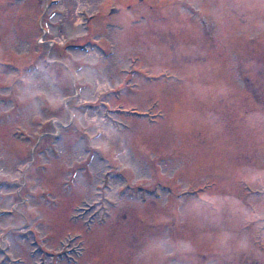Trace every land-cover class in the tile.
I'll return each mask as SVG.
<instances>
[{"label":"rangeland","instance_id":"rangeland-1","mask_svg":"<svg viewBox=\"0 0 264 264\" xmlns=\"http://www.w3.org/2000/svg\"><path fill=\"white\" fill-rule=\"evenodd\" d=\"M0 264H264V0H0Z\"/></svg>","mask_w":264,"mask_h":264},{"label":"water","instance_id":"water-1","mask_svg":"<svg viewBox=\"0 0 264 264\" xmlns=\"http://www.w3.org/2000/svg\"><path fill=\"white\" fill-rule=\"evenodd\" d=\"M112 11H113V12H116V9H113Z\"/></svg>","mask_w":264,"mask_h":264},{"label":"bare ground","instance_id":"bare-ground-1","mask_svg":"<svg viewBox=\"0 0 264 264\" xmlns=\"http://www.w3.org/2000/svg\"><path fill=\"white\" fill-rule=\"evenodd\" d=\"M110 138H112V137H110Z\"/></svg>","mask_w":264,"mask_h":264}]
</instances>
